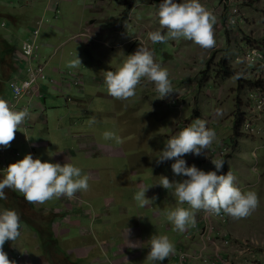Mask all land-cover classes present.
I'll list each match as a JSON object with an SVG mask.
<instances>
[{"label":"rangeland","instance_id":"obj_1","mask_svg":"<svg viewBox=\"0 0 264 264\" xmlns=\"http://www.w3.org/2000/svg\"><path fill=\"white\" fill-rule=\"evenodd\" d=\"M55 1L57 0H0V42L7 43L8 41L10 46L21 49V42L28 39L29 32L35 29L34 24L31 23L35 16L44 17V20L51 23L53 19H56V14L58 20L55 21V24L58 25L63 18L69 17L64 12H68L72 8H84L86 6L85 18L95 14L90 8L93 4L83 2V0H74L73 3L62 2L59 6L60 9L54 11L55 14L45 12L49 11V4H54ZM125 1L123 2L124 7ZM161 2L162 0H136L133 7L136 9L128 12L125 16L126 19L123 18L126 13L125 8L121 15L122 20H125L123 31L133 38L132 43L142 42L146 44L145 46L154 50V58H157L162 66L168 68L174 92L168 97L169 99L165 97V102L161 101L165 99L156 98L158 93H156L155 99L151 101H149L151 98H148V100L145 97L144 94L146 93L148 96L149 94L152 96L148 88H153L155 85L150 82V85L138 86L136 95L127 101L114 98V101L108 100V103L97 101L99 108H105L109 112V116L107 119H99L96 123L90 124L89 118L92 116L89 113L94 114V108H91L92 104L90 102L92 99L87 97V89L89 92L91 87L93 89L97 87L98 89V87L103 86L104 88L106 87L104 81H101V79L97 81L96 79L93 81L95 84L91 85V81H89L93 80L91 71L82 68L83 75L81 72L75 71V68L67 67L68 62L74 59V56L69 55L64 58L61 57V54L50 56V50L48 48L42 50L41 47L42 57L48 61L46 74L49 79L61 80V76L54 73L53 69L71 70L74 73L82 74L83 83L81 86L84 88L83 93L77 88H72L68 92V97L72 98V101L67 102L66 97L58 92V86L48 82L42 83V92L43 95H46L45 104L47 101L48 107L46 117L48 115L49 140H54V135L61 129L71 131L67 136H65V132L60 131L56 135L58 141L53 142L55 145L65 143L69 149L75 150L77 164L74 166L80 167L82 174L89 175L88 171L92 169V162L84 158L83 151L91 154L96 150L95 144L98 149L108 147L112 150L113 148L115 156L110 155L99 161L103 164L101 183H94V185L101 188L103 193L102 195H94L95 199L91 201L92 203L84 198L86 202L83 201L81 206L75 205L76 195L71 198V204L59 198H54L43 204L29 203L21 193L13 189H5L7 199H3V201L9 206L8 209H14L18 212L21 221L20 236L17 240L7 241L4 245V251L8 254V258L15 261L16 264H69V261L72 263L78 262L75 264H89L88 260L78 261L76 251L77 248H84L83 244L89 239H96V235L99 242H101L98 245V254L91 255L89 260L93 256H97L103 263L113 264V260L118 258L119 248L124 249L121 247L122 232L128 230L129 232H136L134 237L136 240H150L152 235H167L174 243V254H177L180 250L196 251L199 247L196 242L200 243L199 232L197 231L200 227L198 222L193 228L189 227L186 232H171L164 224L165 221H163L162 214L165 211L162 203L164 201L161 200L155 207L147 209L146 206L139 207L134 200V195L141 186H152L149 190L153 189L157 186L154 184L160 182L161 176H166L169 179L171 174H174L171 167L174 160L160 164L156 162V157L165 147L166 141L178 134V128L181 127L180 130H182L192 123L195 118L204 119L207 122V127L214 129L216 133V139L210 146V150H215L214 148L220 143L230 147L229 154L224 160L223 169L218 174H226V166L230 162L229 159L235 149L233 146L236 147L242 140L245 144L247 141L249 146H253L252 143L264 146V119L258 120L248 115L245 120H251L254 132H248V134L241 132L243 136L237 138V140L234 139L233 131L239 105L241 106L239 112L240 110L244 112L242 99L247 94L245 83L250 82V78H252L249 70L236 63L235 59L240 49L245 47L244 40L255 39L256 41L264 37V0H200L216 17L214 25L215 44L208 49L184 38L169 40L167 43L153 44L148 39V33L159 28L157 11ZM177 2H180V0H177ZM231 5H237L241 11V21L235 28L225 25V19ZM110 9V13L117 15L122 8L119 7L117 1H113ZM103 10L108 12L107 9ZM129 18L130 20H128ZM2 24H4V27H2ZM163 31L166 32L167 30ZM60 40L59 33L51 28L41 31L38 42L39 44L42 41L56 43ZM131 45L124 46L118 52L109 51L107 60L101 61V65L118 64L120 66L127 55L134 53ZM87 49L94 54V50L90 46L85 50ZM15 60L16 57L7 54L6 49L0 43V97L5 98L7 101H12L8 82L17 64ZM222 62H226L228 66L236 71L237 75L221 76ZM98 69L102 71L101 68ZM204 72L206 74H203ZM238 77L243 80L240 85L241 88H239ZM101 78L104 80V77ZM203 81L205 83L202 85ZM144 87L147 89L144 90ZM74 96H82L85 99V105L78 109L76 113L71 114L68 106L73 102ZM51 105H54V107H49ZM84 125L86 130H84ZM31 130H27L29 131L28 136L31 139L36 138L39 134L37 128L34 131ZM77 130L83 131V141L87 145L86 149L81 148L79 135L74 136L77 138V145L76 142L71 143L74 138L73 132ZM109 131L119 136L121 143L118 144L115 140H105L103 134ZM243 137L247 139H243ZM217 138H220V140L216 141ZM235 142L237 145H234ZM31 143L29 144L30 152L33 157L35 156L34 158H37L39 155L35 149L38 143ZM41 143H45L43 146L48 145L47 142ZM6 149H9V147ZM258 153L264 155V150ZM187 157L188 155H185L183 159H188ZM190 157L200 163V156L192 154ZM204 158L202 154L206 166L202 170L212 171L214 167L212 162ZM6 162L9 165L8 157ZM236 162L245 163L246 166L249 162L257 168V171L251 172V178L241 181L235 167ZM201 166L204 167V165ZM229 166L237 177V186L242 191L254 190L259 197V206L250 216L241 219L230 218L231 222H236V226L241 231H238L239 234L236 232L230 233L229 243L232 241L234 245L241 249L250 247L254 243L255 263L260 264L264 262V158L258 163L250 150L248 160H245L244 157H238ZM3 174H6V171L0 172V179ZM175 177L178 181L186 178L184 176ZM158 187L164 189L160 185ZM14 191L23 198L15 197ZM147 192L146 196H148ZM104 201L106 204L108 202L111 204L104 207L106 205ZM184 206L186 207V204ZM1 207L0 205V212L4 210ZM96 209H101V211L99 210L101 214L96 213ZM165 209H169V207ZM86 211L92 214V218L84 215ZM200 212H197L196 215ZM159 220H162L163 223ZM89 234H93L95 238L88 237ZM126 234L124 233V235ZM222 237V235H218L216 240H221ZM144 242L145 245L142 248L144 249L145 260L143 264H147L146 255L150 250V241L148 243ZM105 248H107V251ZM172 255L159 263H168ZM240 257L244 260V256L240 255ZM175 261H177L176 258Z\"/></svg>","mask_w":264,"mask_h":264},{"label":"clouds","instance_id":"obj_2","mask_svg":"<svg viewBox=\"0 0 264 264\" xmlns=\"http://www.w3.org/2000/svg\"><path fill=\"white\" fill-rule=\"evenodd\" d=\"M157 15L159 28L148 33V39L153 44L184 38L205 49L214 46L216 17L200 0H162ZM165 29L166 32L163 31ZM81 64L76 51L75 58L68 62L67 67L75 68ZM142 80L154 83L158 93L156 98L164 99L174 92L168 68L155 60L154 50L140 42L135 52L127 55L118 68L105 71L104 84L112 98L127 101L136 95ZM29 115L27 108L16 110L5 98L0 97V146L7 148L11 145L17 130H20ZM89 123H96V117H92ZM103 138L121 143L120 137L110 131L105 132ZM215 138V130L207 127L204 119L196 118L177 135L170 137L156 157L157 164L174 160L171 165L174 175L186 177L181 181H170L166 176H161L160 182L154 184L162 186L177 201V206L167 213V220L172 223L175 231L184 232L188 226L194 227L195 215L201 210L215 215L223 212L233 219H241L250 216L259 206L257 192L242 191L231 170L226 174H218L223 169L224 160L212 159L216 170L204 171L195 164L188 166L183 159L187 154L207 155ZM52 155L49 153V156ZM90 179L73 163L42 161L28 153L7 166L6 174L0 179V199H7L5 189L21 193L29 203L43 204L62 196L71 199L77 192L89 190ZM150 187L141 186L135 193L134 200L139 207L155 203L156 196H146ZM185 204L188 207H184ZM20 229L21 221L17 211L4 209L0 212V264H16L8 258L4 245L7 241L17 240ZM149 247L146 259L153 264L164 261L175 252L174 243L167 235H152Z\"/></svg>","mask_w":264,"mask_h":264},{"label":"crops","instance_id":"obj_3","mask_svg":"<svg viewBox=\"0 0 264 264\" xmlns=\"http://www.w3.org/2000/svg\"><path fill=\"white\" fill-rule=\"evenodd\" d=\"M113 1H117L119 7L122 8L118 12L117 15L110 13V10H111L110 5L112 4ZM113 1H111V0L110 1L109 0H83V2H89L90 4H93V5H91L90 8L95 12V14H93V15L91 14L89 17L85 18L84 13H87V7L86 6L84 8H72L68 12H64L69 17L63 18L62 21L60 23H58V25H57V24H55V21L58 20L57 19L58 17L56 16L54 11H56L57 9H60L59 6L62 2H64V3H73L74 2V0H57L54 2V4L53 3L49 4V6H48L49 11H45V12L55 14L56 19H53L52 22L50 23V22H48V20H44V17L35 16L31 21V23L34 24V26L36 27L38 25V23L40 22V20H44L45 22L49 23V26H47L48 28H46V29L45 28L41 29V31L42 30L45 31V30L52 28L54 31H57L59 33V35L61 36V40L56 42V43L52 42V41L51 42L42 41L40 43L42 45V50H43V48H48L50 50V56L61 54L62 58H64L65 56H69V55H72L75 58L76 51H77V54H78L79 58L81 59L82 64L79 65L78 67H75V71L81 72L83 75H84V73L81 71L82 68H85V69H88L89 71H91L92 77H93V80H89V81H91V85L95 84V83H93V81L96 79H97V81H99L100 79H101V81H104L101 77H105V71H109V70L114 71L116 68L119 67L118 64H116V65L115 64H112V65L108 64L105 66L101 65V61L107 60V54L109 51H113V52L117 51L118 52L124 46H126L128 44L129 45L133 44V45H131V49H133L132 51L135 52L136 47L140 44V42L132 43L133 38L130 37V35H128V33L123 31L124 27H125V25H124L125 20H122L121 13H122V11H124V8H125L124 4H123L124 0H113ZM103 9H107L108 12H104ZM135 9L136 8H133L132 11ZM128 20H130V18ZM65 21H66V23H65ZM88 26L92 30V39L90 41L88 40V43L85 42V44L87 46L84 45V43H82V42H77V41H74L72 39L73 35L81 32L83 29H85ZM41 31H40V35H41ZM29 36H30V33H29ZM39 38H40V36H39ZM39 38H38V40H39ZM134 40H136V39H134ZM23 42H21V43L23 44ZM7 43L10 45V43L8 41H7ZM144 45H146V44H144ZM88 46H90L94 50V54L90 53L88 51V49L85 50L86 48H88ZM12 48H13V53H12L13 57H17L20 54L21 49L16 48V47H12ZM13 60H14V58H13ZM155 60L157 62H159L157 60V58H155ZM98 68H101L102 71H99ZM11 75H12V73H11ZM88 78H90V76H88ZM85 79H86V77H85ZM145 84L150 85V82L147 80H142L140 86H143ZM146 89L147 88L144 87V90H146ZM148 90L151 91L152 96L150 94L148 96V94L146 93V94H144L145 97L147 99L151 98L150 100L148 99L149 101L154 100L156 97V93H157L155 90V87H153V88L149 87ZM90 91H91V93H90ZM74 97L75 98H73V102L68 106V110L71 114L76 113L78 111V109H81V107L83 105H85V99H83L82 96H74ZM87 97L89 99H92L90 102L92 104L91 108L92 107L94 108V110H93L94 114L89 113L90 116L96 117V121L99 119L100 120L101 119H107L109 116V112L105 108L104 109L99 108V106L96 103L97 101L107 102L108 100H110V101L113 100V98L110 95H108L106 87L103 88V86H101V87H98V89H97V87L94 89H93V87H91L89 92L87 89ZM168 97H167V99H169ZM164 99L165 100H161V101L165 102L166 98H164ZM45 107H46V113H47L48 112L47 101H46ZM49 107H54V105H51ZM24 108H27L29 110V114H30L29 118L31 119V121H33V124H34L31 131H34L37 128L39 134L36 138H33V139L27 138L26 139V136H28L27 133L29 131H25L20 126V130H17L18 133L15 135L14 141L11 142L9 149H7L6 159L8 157L9 164L13 163L17 160H20L26 154L31 153L30 152L31 151L30 146H29V144L31 142L32 143H38L37 148L35 150H36V153H38L39 158L42 161L47 160L49 162L60 163V164H64L65 162H70V163H73L74 165L77 164V162L75 160L76 155H75L74 149H69L65 143L64 144L59 143L58 145H55L53 143V141H58L56 135L58 133H60V131L65 132V136H67L69 134V132H71V131H69V129H61L58 133H56L54 135V140L50 141L49 140L50 129H49L48 120H47L48 115L45 118L43 115L40 114V112L37 109L34 110V109H31V107H28L26 99H23L19 105V110H22ZM172 110H173V108H172ZM79 113H82V112H79ZM92 117H90L89 119H91ZM68 128H70V127L68 126ZM84 130H86L85 125H84ZM77 135L80 136L79 142L81 144H83L84 148L86 149L87 145L84 144V141H83V131L77 130V131L73 132V137L77 136ZM244 138H246V137H243V139ZM76 139L77 138L74 137L71 140V143L76 142ZM218 140H220V138H217L216 141H218ZM41 142H47L48 145L47 146H41L40 145ZM252 144H254V145L249 146L247 141L245 144V142L242 140L237 145V147L234 149V151L231 155V158L230 159L228 158L230 160V162H228V164L226 166L227 171L230 170L229 164L232 165L235 162V160L238 159V157H244L245 160H248L250 150H251L252 156L258 160V163H260V160H262L264 158V155H260L261 153H258V152H261L262 150H264V146H258L256 143H252ZM76 145H77V142H76ZM92 146H94V145L92 144ZM95 146H96V150L94 152H91V154H89L85 151H83L84 153L82 152L84 154V158L92 162V165H91L92 169L90 171H88V174L91 177V179L89 180L90 187H89V190L87 192H77V194H75V195L79 196V198H80V200L74 201L75 205L81 206L83 204V201H85L84 198H86L89 203H92L91 201L93 199H95L94 195H96V194L102 195V193H103L101 188H97L94 185V183H98V184L101 183L103 164L99 163V161L103 160L104 157H109L110 155L112 157L115 156V154H114L115 150L113 148H112V150L108 149V147H100L98 149L96 144H95ZM15 151H20V153H21L20 158L14 157ZM49 153H53L54 155L49 156ZM187 155H188V157H187L188 159H185V161H186L188 166L195 164L199 169H203L206 167L205 163L202 159V155H200V157H201L200 163L198 161H196L195 159H192L190 157L192 154H187ZM169 161L172 162L173 160H169ZM201 165H204V167ZM235 167L237 169V173L239 174L238 178L241 181H245V180L251 178V174H252L251 172L257 171V168L255 166H252L251 163H249V162H248L247 166L245 165V163L236 162ZM4 175L5 174H3V177H4ZM175 176L176 175L171 174V176L169 177V180L170 181H174V180L178 181L177 179H175L176 178ZM3 177L1 179H3ZM14 193H15V191H14ZM147 194H148L147 197H149V198H151L152 196L157 197L155 203H152V204L146 206L147 209L152 208L153 206L155 207L159 202H161V200L164 201L162 203L163 207H164L163 209L165 211L162 214L163 215V221H165L164 224H166L168 230H170L171 232L175 231V230H173L172 223L167 220V213L171 209L173 210L177 206L176 199L171 194H168L166 189L165 190L160 189V187H158V185L155 188L150 189L147 192ZM161 194H162V196H160ZM166 194L168 196H165ZM14 195H15V197L17 196L19 198H23V196H20L17 193H15ZM62 197H64V196H62ZM62 197L59 199L60 200H62V199L66 200V198H62ZM105 201H104V203L106 204ZM110 204L111 203L108 202V204L104 205V207H107ZM0 205L2 206L1 209H8L9 208V206H7V204L4 203L3 199H0ZM166 207H169V209H165ZM186 207H188L187 204H186ZM94 208H95V206H94ZM99 210L101 211V209H96L95 212L101 214V212ZM199 214L195 215L196 222L198 220ZM84 215H87L90 218H92V214H89L88 211L84 212ZM158 216L160 217V214ZM230 218H231V216L228 217V223L220 230V232L214 234L215 238L218 237V235L223 236L222 237L223 239L216 241L217 245L220 248L221 254L224 257H228V258L236 259V260H241L247 264H258V263H255L256 254L254 253V251H255L254 250V245H255L254 243L250 247H246L244 249H241L238 246L234 245L232 241L229 243L230 233H232V232L238 233V231H241V229L236 226L235 221H232L233 222V224H232V222L230 221ZM159 221H161L163 223L162 220H159ZM189 227L193 228V226H188L184 232L189 230ZM199 231H200V229H199ZM175 232H178V231H175ZM124 233H127V234L124 235ZM135 235H136V232H129V234H128V231L122 232V238L121 239L123 241H122L121 247H123L124 249L121 250V248H119L118 258L113 260V264H137V263L143 264L144 263L145 255L143 252L144 249L142 247L145 245L144 241H146L148 243L150 240H148V239L147 240H142V239L136 240L134 238ZM88 237H94V235L89 234ZM97 237L98 236L96 235V239L91 238L88 241H86L83 244L85 246L84 248H82V249L77 248L76 253L78 256L77 257L78 261L88 260L89 264H106L105 262L103 263L101 261V259L98 258L97 256H93V258H91V260H89L91 255H97L98 254V245L101 242H99V239ZM133 244L135 246H133ZM196 245L199 246V242H196ZM81 246H79V247H81ZM105 249L107 251V248H105ZM212 249L213 248L211 247L210 251ZM238 252H239V254H237ZM240 255L244 256V260L241 259ZM146 257H147V255H146ZM174 259L175 258L171 257L168 260V263H163V264H176L177 261L174 262ZM258 261H260V260L258 259ZM147 262H148L147 264H153V262H151V261L147 260ZM191 262H192V264H199L197 261H191ZM68 263L69 264H75L78 262L72 263L69 261ZM155 264H160V263L157 261V262H155Z\"/></svg>","mask_w":264,"mask_h":264},{"label":"built area","instance_id":"obj_4","mask_svg":"<svg viewBox=\"0 0 264 264\" xmlns=\"http://www.w3.org/2000/svg\"><path fill=\"white\" fill-rule=\"evenodd\" d=\"M240 19V8L237 5H231L225 19V25L230 28H235L241 21ZM47 26H49L47 22L40 20L35 29L29 32L30 36L22 44L20 54L16 57L17 64L15 65V70L12 75H10L8 82L12 99V101L8 102L13 105L16 110H19L21 101L26 99L27 106L34 110L37 109L45 118L46 95H43L42 92L43 82L58 86V92L66 97L67 102L72 101V98L68 97V92L71 91L72 88H77L82 91V93L84 91L81 86L83 83L81 73H74L71 70H64L62 68L53 69L54 73L61 76V80L49 79L46 74L48 61L42 57V46L39 44L38 38L41 29ZM2 27H4V24H2ZM72 39L84 44L85 42L88 43V40L90 41L92 39V30L86 27L81 32L74 35ZM243 42L245 43V47L240 49L235 61L240 66L246 67L252 74V78H250V82L245 83L247 94L246 97L242 99V109L244 112L240 110L238 117L242 118L241 132L248 134V132H254L251 120H245L248 115L258 120L264 119V37L256 41L255 39H246ZM33 125V121L27 117L21 124V127L27 131L31 130ZM180 128H178V131H180ZM40 145L43 146L45 143H40ZM81 148H84L83 144H81ZM210 149L211 148L208 149L207 155H204V159H208L209 162H211L212 159L225 160L226 156L229 154L230 147L224 143H220L214 148L215 150ZM6 155L7 149L0 146V172H5L8 166ZM14 157L20 158V151H15ZM214 168L215 166L212 171L216 170ZM77 200H80V198L76 195L75 201ZM66 201L69 204L72 203L71 199L66 198ZM228 217L229 215L223 212L220 215H215L201 210L197 220L200 224V231L198 229L200 240L199 247L196 251L192 252L180 250L177 254L173 253L171 257L177 259L176 264H192L191 261H197L199 264H247L241 260L224 257L216 243L217 240L214 234L220 232L228 223ZM211 247L213 249L210 251ZM260 264H264V262Z\"/></svg>","mask_w":264,"mask_h":264},{"label":"trees","instance_id":"obj_5","mask_svg":"<svg viewBox=\"0 0 264 264\" xmlns=\"http://www.w3.org/2000/svg\"><path fill=\"white\" fill-rule=\"evenodd\" d=\"M135 2H136V0H126L125 1V12L126 13H125V15H124L123 18L126 19L125 16H127L128 12H130L133 9ZM0 43L3 46V48L6 49V53L7 54H12L13 53V48L9 44H7V43H5L3 41H1ZM220 72H221V76H224V77H230V76H236L237 75L236 71H234L230 66H228L226 64V62H222L221 63V70H220ZM203 74H206V72H204ZM204 83L205 82L203 81L202 85ZM242 83H243V80L239 78V88H241L240 85ZM238 107L240 109V105ZM239 109L236 112L237 115L239 114ZM237 115H236V118H235V121H234V125H233V131H234V135H235L234 136V139L235 140H237V138H240V137L243 136L242 133H241V122H242V118H239ZM234 145H237V143L235 142ZM236 147L233 146V148H236Z\"/></svg>","mask_w":264,"mask_h":264}]
</instances>
